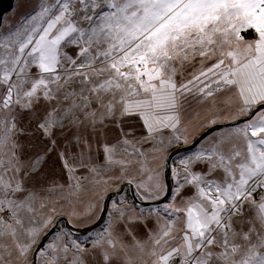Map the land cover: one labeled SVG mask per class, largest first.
<instances>
[{
  "label": "snow or ice",
  "instance_id": "6c2138e0",
  "mask_svg": "<svg viewBox=\"0 0 264 264\" xmlns=\"http://www.w3.org/2000/svg\"><path fill=\"white\" fill-rule=\"evenodd\" d=\"M192 101L207 107L186 119ZM190 138L196 149L170 163ZM53 155L64 182L45 184ZM169 170L162 206L102 207L120 183L161 200ZM65 206L80 225L107 223L84 240L55 231ZM97 256L264 264V0H38L0 23V264Z\"/></svg>",
  "mask_w": 264,
  "mask_h": 264
},
{
  "label": "rangeland",
  "instance_id": "374dc122",
  "mask_svg": "<svg viewBox=\"0 0 264 264\" xmlns=\"http://www.w3.org/2000/svg\"><path fill=\"white\" fill-rule=\"evenodd\" d=\"M37 3H38V0H15L13 9L10 12H8L7 14H5V16L3 18V23H2L3 24V31L7 32L10 28H14L17 24H19L25 16H27L28 14H30L33 11V9L36 7ZM226 96H227V93H225L224 95H221L217 98L216 103L218 106L224 107L223 101L225 100ZM206 107H207V105H198L195 103V101H192L191 107L188 109V112L186 113L185 118L191 119L196 112H200L201 116H203L204 115V109ZM28 121H29V118L27 115H25L22 118L21 123H22V125L27 126ZM194 124L198 125L199 121H194ZM34 125H35V120L32 121V126L34 127ZM135 129H136L135 134L137 136H139L143 133V128L139 124V121H137L135 123ZM202 131L203 130H200L197 128V130L194 131V136L200 137L202 134ZM208 131L209 132L211 131L212 132L211 134L215 135L219 131V129L214 131V128H213V129H210ZM22 140L27 142L25 138H22ZM33 142L36 144L40 143L38 140L33 141ZM195 144L196 143H193L192 139L190 138V142L188 145H183L180 147H174L173 149H171L170 150L171 155L169 156L170 163H174L175 161H178L180 157L185 156L186 154H190V152L194 151L196 149V147H194L192 150H190V149ZM181 150H186V151L185 152H179ZM32 151H35V149H32ZM101 162H102V157H101ZM165 179H166V183H167L166 175H165ZM53 180L59 181L61 183L64 182L63 169H62V166L60 165V163H59V161L55 155H53L51 157L50 161L48 162L47 167L44 169V175L41 177V181L45 184L50 183ZM170 181H171L172 187L174 189L175 183H174V180L172 179V176H170ZM27 183L31 184V183H33V181L29 180ZM116 187L120 188L121 191L117 192L116 189L113 188L109 191L108 197L114 196L112 200H119V199L126 197L127 198L126 204L130 205V206L134 205L137 208H139V207H144V208L155 207L156 205L145 206V204H147V203L148 204H158L159 202L163 201L166 198V196H165L161 200H157V201H141L136 194V189H135L134 184L120 183ZM116 194H118V195L116 196ZM172 194H173V192H172ZM106 200L102 201V207H105ZM112 200H111V202H112ZM111 202L109 205V211H111ZM160 206H162V205H160ZM58 212L59 213H69V208L67 206H65L63 208L58 209ZM133 214H135V213H133ZM101 216L98 217L97 221L90 222L87 226H83V225L78 224L76 222V220L71 217L70 213L68 215H58L56 218V220L58 222V227L56 228L55 231H59L61 229H67L68 231L72 232L74 236H79L81 240H84L85 236H87L88 238H91V237H94V235L97 232L101 231L105 227V224L107 223L108 217L106 218V222L102 228H99L98 230L87 233V234H82L81 232L83 230H86V229L94 226L96 223H98L101 219ZM65 219H67L70 227H72L71 230L68 229L67 224L65 222ZM149 225L150 226L152 225L151 221L149 222ZM134 231L137 234L138 238H140V239L146 238V232H145L143 225L134 226ZM124 239L127 241L128 237L125 236ZM90 264H101L100 257L97 256L94 261H90Z\"/></svg>",
  "mask_w": 264,
  "mask_h": 264
},
{
  "label": "water",
  "instance_id": "95a60500",
  "mask_svg": "<svg viewBox=\"0 0 264 264\" xmlns=\"http://www.w3.org/2000/svg\"><path fill=\"white\" fill-rule=\"evenodd\" d=\"M14 3H15V0H0V23H3V18H4V16H5V14H7L8 12H10L12 9H13V7H14ZM215 130H218V128H214V131ZM210 133H212L211 131H210ZM198 145L197 144H195L190 150H192L194 147H197ZM186 150H181V151H179V152H185ZM170 162V161H169ZM170 176H171V171L169 170L167 173H166V178H167V184L169 185V193H168V196H166V198L163 200V201H161V202H159L158 204H145V206H149V205H156V206H160V205H163L164 203H167L168 201H169V199H170V197H171V195H172V189H173V187H172V183H171V181H170ZM118 194H116V196H117ZM113 197L114 196H109L108 197V199L106 200V203H105V209L107 210V211H109V205H110V202H111V200L113 199ZM141 205V204H140ZM142 206V205H141ZM106 218H107V215H106V213L105 214H103L102 216H101V219H100V221L98 222V223H96L94 226H92V227H90V228H88V229H86V230H83L81 233L82 234H87V233H90V232H93V231H96V230H98L99 228H102L103 227V225L105 224V222H106ZM65 222H66V224H67V227H68V229L69 230H71L72 229V227H70V225H69V222L67 221V219H65ZM56 230V229H55Z\"/></svg>",
  "mask_w": 264,
  "mask_h": 264
}]
</instances>
